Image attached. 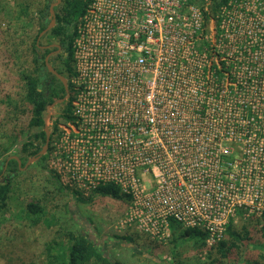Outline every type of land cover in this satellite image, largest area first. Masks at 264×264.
Segmentation results:
<instances>
[{
    "label": "built area",
    "instance_id": "built-area-1",
    "mask_svg": "<svg viewBox=\"0 0 264 264\" xmlns=\"http://www.w3.org/2000/svg\"><path fill=\"white\" fill-rule=\"evenodd\" d=\"M180 1L200 5L193 20L179 19ZM201 7L90 1L72 43L74 120L59 124L47 166L84 196L105 184L128 196L115 229L162 241L173 220L205 233L210 247L239 212L264 211V0H230L208 23L212 56L204 49L188 59L183 44L201 39ZM151 44L165 60L152 89L161 117L157 135L141 139V99L151 94L141 66L153 69L144 64L156 57L141 45ZM240 140L259 152L225 165L227 143Z\"/></svg>",
    "mask_w": 264,
    "mask_h": 264
},
{
    "label": "rangeland",
    "instance_id": "rangeland-1",
    "mask_svg": "<svg viewBox=\"0 0 264 264\" xmlns=\"http://www.w3.org/2000/svg\"><path fill=\"white\" fill-rule=\"evenodd\" d=\"M20 1L22 0H0V162L14 154L18 144L23 140L19 135L21 125L18 120L21 117L12 108L15 103L19 102L18 99L21 93L20 73L28 67L29 54L25 50L24 41L32 38L35 29H32L31 32H29L30 30L25 31L26 21L24 20L27 17H19L16 10V6ZM35 1L40 4L44 0ZM199 6L198 3L191 5L186 1L185 3L180 1L177 11L179 19L184 14L183 16L189 19L191 17L193 20ZM190 22L188 21L189 24ZM200 29L198 35L201 38L200 40L194 38L192 42L189 40L183 44L184 54L186 57L189 56L188 59L192 58L195 52L204 49L212 56L210 47L204 48V46L211 43L209 41L214 33L208 24L207 27H201ZM22 40L23 42H21ZM146 47L152 56L156 57L154 61L148 60L144 64L153 69H146L143 65L141 66L145 71L142 72V77L150 82L148 85L150 87L149 91H151V94H147L144 99H141V139L157 135L156 131H158L161 113L156 109L157 100L155 97L153 98L152 89L159 86L156 81V74L165 62V60L158 57L159 45H141V49ZM212 60L214 61L213 58ZM233 66V64H230V68H233ZM153 70H156L155 73H146ZM176 97L177 95H174L172 99ZM56 114L57 111L52 112V116L48 121L49 128H51ZM173 128L177 129V125L174 124ZM58 131L59 128L55 132L54 140ZM227 144H229L228 148L231 155L222 158L225 165L236 164V160L237 164L238 161L248 160L247 150H252L254 155L255 152H259L257 148L255 150V142L253 141L240 140L237 143L230 142ZM48 171V168L43 169L37 162L30 163L25 168L22 167L21 172L14 177L8 211L4 214L0 213V264H44L42 243L52 238L53 232L59 227H64L63 220H66L67 216L61 208L55 207L58 199L50 198V195H46V190H44L45 187L49 188L46 185V172ZM34 199L39 200L45 211L40 215L37 224H32V219L28 217L25 211V204L34 201ZM70 209L73 217L78 222L77 226H73V228L84 230L100 246H103L105 253L108 251L113 262L117 260L120 264H145L144 259L141 258V251H147L149 255L157 254L160 260L170 264H176L178 261L182 264L208 263V246L198 249L192 243L186 242L173 248L168 239L155 241L131 229L128 231L115 229L116 222L126 210L125 203L121 201L108 197H98L90 204L75 205L73 203ZM254 221L251 217H240L239 214L235 215L230 221L236 231L247 225L250 230V240L240 243L239 250H234L233 255L225 259L226 264H255V262L264 264V261H260L258 257L261 253L258 246L264 243V236H261L255 230ZM127 232L133 234L135 242L134 244H128L129 248H127V245L124 248H119L121 246H118V241L114 239L112 234ZM227 240L228 235H225L224 241ZM58 241L61 242V239H58ZM154 242H160V244ZM63 246V248H67L68 244L63 243ZM130 249H134V252L139 255H134ZM212 254L218 256L215 252Z\"/></svg>",
    "mask_w": 264,
    "mask_h": 264
},
{
    "label": "trees",
    "instance_id": "trees-1",
    "mask_svg": "<svg viewBox=\"0 0 264 264\" xmlns=\"http://www.w3.org/2000/svg\"><path fill=\"white\" fill-rule=\"evenodd\" d=\"M91 0H63L62 3L55 8L56 15V27L51 31L52 34L61 36L62 42L66 44L65 51L66 56L63 60L64 70L66 77L70 80L73 73V52L72 43L76 36L77 22L80 17L86 11L88 4ZM202 4L201 14L204 20L203 27L211 20H215L220 12V9L224 6H228L230 0H209L204 3L203 0H197ZM48 5L46 2L37 3L35 0H22L18 2L16 10L19 17H27L25 22V31L31 32L35 29V25H39V31L42 29V22L40 21L42 16L47 13ZM34 14V16H32ZM36 30V29H35ZM36 34H33L32 38H28L24 41V47L28 54L35 53V39ZM48 37H46L47 39ZM23 42V40L21 41ZM19 79L21 81V93L19 96V104L15 103L12 110L18 112L20 115L19 135L23 140L18 144L15 153L20 162H25L29 158L36 156L41 146L45 142V133L42 130L43 127V115L45 110L46 101L44 97H40L37 90V77L33 67L28 66L20 73ZM69 99L66 102L59 114L56 122H54L52 135L50 138V146L48 152L51 149V143L54 142L55 132L58 129L59 124L73 121L72 105ZM48 103V102H47ZM48 152L43 155L40 161L37 162L43 169H47L46 159H48ZM11 156V155H10ZM8 158V157H7ZM6 158V159H7ZM0 164V173L3 168V162ZM21 164V165H22ZM16 160H10L7 163L6 174L4 177H0V213L4 214L8 211V202L12 193L14 177L20 173ZM47 173V183L49 188L46 190V195H50L52 199H58V203L55 205L57 208H61L63 213L66 214L67 219L63 220L64 227H59L53 232V237L45 240L42 243L44 264H120L119 261H112L110 254L105 253L103 246H100L90 235H87L85 231L76 230L73 226H77L78 222L73 217L70 209L71 204H90L94 199L98 197H108L114 200L126 203L128 196L121 194L119 188L114 184H105L97 187L94 191H91L88 195L84 196L79 191L69 189L63 186L58 178L51 172ZM51 199V200H52ZM25 211L28 217L32 219V224L39 223L40 215L45 211L39 200L29 201L25 204ZM240 217H243L241 212L238 213ZM255 221V230L264 236V211L258 217H251ZM171 236L168 238L170 244L175 248L178 245H183L186 242L192 243L196 248H203L206 246V235L198 229L186 228L183 229L175 221L170 220ZM128 231V230H126ZM117 242L119 248H124L125 245L134 244L135 240L132 233L124 234H112ZM226 235H228L227 241H220L215 245L208 248V263L207 264H226L225 259L234 252L239 250L240 243L250 240V230L247 225L239 231L233 229L232 222H229L226 228ZM61 239V242L58 241ZM149 239V238H148ZM63 243L68 244L67 248H63ZM160 244V242H154ZM122 244V245H121ZM261 250L259 254L260 261H264V243L258 246ZM131 250V249H130ZM134 255H139L134 252ZM213 251V252H212ZM217 253L213 255L212 253ZM141 258L144 259L145 264H170L164 260H160L157 254L151 256L147 251H141ZM258 262H255L257 264ZM176 264H182L178 261Z\"/></svg>",
    "mask_w": 264,
    "mask_h": 264
},
{
    "label": "flooded vegetation",
    "instance_id": "flooded-vegetation-1",
    "mask_svg": "<svg viewBox=\"0 0 264 264\" xmlns=\"http://www.w3.org/2000/svg\"><path fill=\"white\" fill-rule=\"evenodd\" d=\"M62 1L63 0H60L59 2L57 0H44V2H46V4L48 5L47 13L45 16H42L40 19V21L42 22V29L37 34L36 32H38L37 30H39V25L38 24L35 25L36 30L34 31L35 32L34 34L37 35L35 39L36 51L35 53H32V54L30 53L28 60H27L28 66H30V68L33 67L34 72H36V77L38 81L36 87H37L38 92H40L39 95L40 97L42 98L44 97V99L47 100L46 105H45L44 115L42 118L43 119V127H42L43 131L45 127V118L47 116L48 107L53 106L51 108V116H52L53 111H57V114L54 118V122H56L59 114L61 113V109L63 105L66 102H68L69 99L72 98V93H73L72 85L70 83V80L65 75V70H64V65H63V60L66 56V51H65L66 44L62 42L61 36L51 33V31L56 27L55 8L58 7L62 3ZM53 4H56L53 9L55 23L52 28L47 30V28L50 26L51 21L53 19V17L50 14V6ZM46 37L48 38L46 39ZM48 65L52 67V69L57 75L62 76L65 79H67L68 92L65 88L64 83L61 81V79H59L56 74L49 71ZM67 94H69V99L65 100ZM62 100L64 101L60 102ZM54 122L51 128H49L51 130V135H52ZM47 125H48V122H47ZM38 153L36 154V156H38ZM9 157L10 156H8V158ZM8 158L6 160L10 161L8 160ZM40 159L41 157L36 162L40 161ZM6 160L3 162V165H2L3 168L1 170L0 177H4L6 174V167L8 163ZM27 161L23 162V164L22 162L20 163V165L18 164V167L21 168L20 170H22V167L25 168Z\"/></svg>",
    "mask_w": 264,
    "mask_h": 264
},
{
    "label": "water",
    "instance_id": "water-1",
    "mask_svg": "<svg viewBox=\"0 0 264 264\" xmlns=\"http://www.w3.org/2000/svg\"><path fill=\"white\" fill-rule=\"evenodd\" d=\"M57 1L59 2L60 0H57ZM55 5H56V4H53V5L50 6V14H51V16L53 17V19H52V21H51L50 26L47 28V30L50 29V28H52V27L54 26V23H55V21H54V10H53ZM48 69H49L50 72L56 74V73L54 72V70L52 69L51 66L48 65ZM56 75H57V74H56ZM57 77H58L59 79H61V81L64 83L65 88H66V90H67V92H68V83H67V79H65L64 77L59 76V75H57ZM67 99H69V94L66 95L65 100H67ZM63 101H64V100H62V101H60V102H63ZM52 107H53V106L48 107V109H47V116H46V118H45V127H44V132H45V142H44V144L42 145L41 150H40L39 153H38V156H35V157H31V158H29L28 161H27V164L25 165V167H26L27 165H29L30 163H34V162H36L40 157H42L43 155H45V154L48 152L49 144H50V138H51V130L49 129V126L47 125V122H48V120H49V118H50V116H51V108H52ZM11 159H13V160H17L18 164L20 165L21 162H20V160L18 159L17 156L13 155V156H10V157L8 158V160H11ZM7 162H8V161H7Z\"/></svg>",
    "mask_w": 264,
    "mask_h": 264
}]
</instances>
